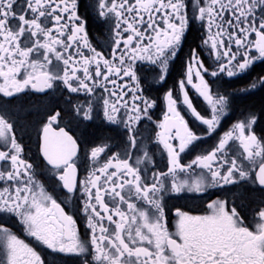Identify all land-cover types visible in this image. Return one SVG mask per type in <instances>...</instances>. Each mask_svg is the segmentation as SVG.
I'll use <instances>...</instances> for the list:
<instances>
[{
    "label": "snow or ice",
    "instance_id": "obj_1",
    "mask_svg": "<svg viewBox=\"0 0 264 264\" xmlns=\"http://www.w3.org/2000/svg\"><path fill=\"white\" fill-rule=\"evenodd\" d=\"M96 6L100 17L115 19L110 56L91 46L77 0H0V95L11 98L29 88L44 93L57 81L70 93L92 95L100 88L97 103L104 117L123 124L127 133L123 153H113L78 180L77 141L64 128L52 127L60 112L43 124L44 160L62 190L81 192L82 237L55 189L48 191L24 158L14 123L0 114V264H45L7 220L53 252L80 256L82 264H264V206L253 210L251 221L242 193H234L231 201L211 200L205 215L177 208L176 231L170 232L164 203L168 195L206 194L245 181L264 190V137L256 135L253 115L233 124L211 151L181 163L182 154L215 133L230 111L229 97L214 90L206 76L237 77L264 60V0H97ZM195 21L207 30L203 44L214 66L206 67L193 49L178 90L166 92L167 111L156 136L167 152V171L150 170L148 150L133 154L140 150L137 126L151 120L149 110L155 106L143 93L136 61L157 65L164 81ZM258 86H264V76L237 91ZM195 98L210 110V118L198 110ZM93 110L91 101L74 108L86 119ZM186 116L206 131L190 127ZM108 149L107 144L93 147L90 159L98 162ZM178 173L186 177L180 180Z\"/></svg>",
    "mask_w": 264,
    "mask_h": 264
},
{
    "label": "flooded vegetation",
    "instance_id": "obj_2",
    "mask_svg": "<svg viewBox=\"0 0 264 264\" xmlns=\"http://www.w3.org/2000/svg\"><path fill=\"white\" fill-rule=\"evenodd\" d=\"M77 3V12L81 20L86 22L85 29L91 46L96 48L98 52H103L105 56H110L114 38L112 31L115 24L114 17L108 19L100 17L96 6L97 0H77ZM205 39H207V30L201 22H190L183 38L182 47L177 57L170 61L164 81L159 80L157 65L148 61H136L135 66L138 75L141 77L140 83L143 93L155 101V106L149 110L151 120L144 118L137 126V141L140 150L136 151L134 149L133 154L134 157L142 156L144 150H148L152 156V162L146 166L150 170L167 171V152L163 145L158 143L156 136V133L160 130L158 124L167 111L166 92L169 89L178 90V81L183 78L186 62L193 49L200 53V58L206 67L211 68L214 66V56L209 55V47L203 44ZM252 39H255L254 35ZM85 55H91V53L85 50ZM92 70L94 71V66ZM262 76H264V60L255 62L249 71L237 77L228 78L226 75H221L219 78H208L206 76L214 90L218 88L220 94L229 97L230 111L222 117L221 124L215 133L198 142L192 151L182 154V164L189 163L202 150L211 151L225 131H228L233 124L245 120L250 115L257 118L254 125L256 135L264 137V114L256 108V104L264 96V86H258L244 92L237 91L240 88L247 89L254 78ZM102 91V89L97 88L92 95L84 92L70 93L61 82L57 81L54 89L46 90L44 93L29 88L24 93L11 98L0 95V114H6L10 122L14 123L18 142L24 148V158L33 163L39 173L38 179L45 185L47 190L51 192L55 189L58 202L63 201L62 206L65 207V211L72 214L74 219L77 220L82 237L85 236L86 230L83 214L79 211L83 203L81 192L77 190L75 193H67L66 189H61L56 173L51 170L50 165H47L40 152L42 128L50 115L57 111L60 112V117L52 127L56 131L64 128L77 141V157L74 158V161L77 166V178L78 180L83 179L87 175V171L93 166L99 168L107 161L109 156L113 153H123L126 147L127 133L124 130V125L108 122L103 115L102 107L97 103V98L102 94ZM89 101L93 103L94 110L91 112V117L86 119L82 113L77 114L74 108L77 105L87 107ZM194 103L206 118H210V110L205 109L201 99L195 98ZM186 119L189 120L190 127H193L199 133L203 134L206 131V126L193 121L190 116H186ZM106 144L109 145L106 154H101L99 161L93 162L90 159V150L93 147ZM122 158L124 157L122 156ZM129 162L133 163V160ZM2 166V163H0V167ZM144 166L141 165V167ZM185 177L186 174L178 173L180 180ZM234 193L243 194L244 214L251 221L253 210L264 206L261 203L264 201V190L245 181L224 188H212L206 194L185 192L165 196V218L168 230L170 232L176 231L177 217L175 211L177 208L192 215H205L211 211L207 207L211 200L231 201ZM6 224L11 226L20 238L25 239L27 243H30L40 252L45 264H82V258L78 255L56 253L45 246L37 244L32 237L26 236L20 225L15 224L14 221L7 220Z\"/></svg>",
    "mask_w": 264,
    "mask_h": 264
},
{
    "label": "trees",
    "instance_id": "obj_3",
    "mask_svg": "<svg viewBox=\"0 0 264 264\" xmlns=\"http://www.w3.org/2000/svg\"><path fill=\"white\" fill-rule=\"evenodd\" d=\"M256 108L262 111L264 114V96L260 98V102L256 104Z\"/></svg>",
    "mask_w": 264,
    "mask_h": 264
}]
</instances>
